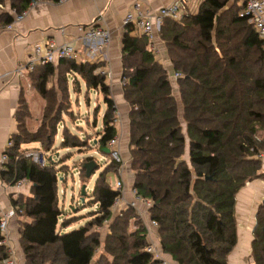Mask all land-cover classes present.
<instances>
[{"label":"trees","instance_id":"1","mask_svg":"<svg viewBox=\"0 0 264 264\" xmlns=\"http://www.w3.org/2000/svg\"><path fill=\"white\" fill-rule=\"evenodd\" d=\"M34 1L60 0H9L8 5L0 0V31L14 22L13 11L21 14ZM239 2L203 0L197 13L163 21L157 38L166 47L174 73L182 75L175 83L153 53L148 36L131 25L125 28L122 97L128 107L133 188L153 201L149 215L158 223L161 250L175 264H228L238 243L237 195L247 184L264 179V43L248 18L240 17ZM104 66L103 61L62 59L29 74L44 101L41 125L36 131L30 128L31 111L21 99L15 114L17 133L0 170L4 185L24 180L31 184L27 196L9 194L19 218L25 264H93L99 251L95 264H162L146 251L147 229L136 209L112 213L121 195L111 186L119 164L108 160L96 179L88 204L95 210L61 221L59 172L69 171L65 160L71 152L59 158L60 169L53 158L42 168L24 156L23 147L34 143L51 154L63 125L59 149L85 151L93 146L110 158L105 150L120 132L108 76L97 74ZM71 77L85 84L87 96L90 91L102 95L106 105L102 131L93 143L65 124V117L74 123L78 119L71 110ZM50 80L54 84L48 88ZM79 83H72L75 90ZM93 161L90 156L80 163L82 185L99 170L87 177L84 166ZM83 219L79 227L62 233ZM105 221L109 233L103 236L97 228ZM2 240L0 230V264H5L11 254ZM251 257L254 264H264L263 206Z\"/></svg>","mask_w":264,"mask_h":264},{"label":"crops","instance_id":"2","mask_svg":"<svg viewBox=\"0 0 264 264\" xmlns=\"http://www.w3.org/2000/svg\"><path fill=\"white\" fill-rule=\"evenodd\" d=\"M202 1L203 0H193V3H188L187 6L182 10L183 15L187 12H190V8L193 5H196L198 10ZM172 2L173 0H69L65 3L45 1L40 2L35 6H30L29 9L26 10L27 15L25 19L18 22L13 29L7 28L5 30H1L0 158L6 151L7 144L12 135L17 133L18 126L15 119V114L18 110L21 99L25 100L29 105L31 119L33 116L35 117L33 107L35 108L37 105V107L40 108L38 115L42 113V109L44 107L42 96L31 84V77L29 75L31 73L25 74L22 77L14 75L15 70H17L21 63H24L29 58L36 45L42 42L52 41L56 45L61 46L67 43L75 42L78 48L83 50V47L85 46V41L83 40L84 35L94 23L97 25L96 23L99 22L98 26L109 30L111 33V44L106 50L107 57L101 60L105 63L103 69L108 70V72H110L114 77V81L110 83V87L113 91V96L116 100L117 107L124 110V112L118 110L119 114L122 116L126 114L128 116V107L124 103L122 97L123 85L121 59L122 43L125 33V27L123 24L124 18L129 12L133 10V7L136 3H140L143 10L157 12L160 9L170 5ZM234 2H236V0H232V3ZM6 4H9V0H6ZM239 4L241 3L239 2ZM193 7V10L196 9ZM136 32L140 34V32L137 30ZM154 43L156 48L160 50V56L158 58L161 60V62H165L170 65L168 60H162L163 56H165L167 59L165 45L157 37ZM75 81H77V83L80 82L77 86V90H75L76 85L72 84ZM79 82L74 77L70 78L72 103L74 105L75 101L77 106H81L82 95L84 94L86 103L89 105L88 100H91V91L88 93L89 96H87V88L85 84L82 81ZM53 84L54 80H50L48 88H51ZM95 93L97 97H99L100 94L97 92ZM35 95L39 98V102L37 101ZM127 116L123 117L124 120L127 118ZM127 128H129V126ZM124 136H126V134L123 135L121 132V150L123 153L125 148L122 147V144L126 139ZM127 139V146H129V135ZM36 144L38 146L29 147V145H25L23 150L28 151L41 147L38 143H34V145ZM124 154L126 155V153ZM262 162L264 166V161ZM78 168L80 169V166ZM120 179H123V176L120 173L118 176L111 175V181L115 180L116 182ZM14 192L15 194H23L27 196L30 193V186L27 185L20 190L12 189L10 186L4 185L0 178V205L5 212H8L11 208H13L9 194ZM124 197L129 203L133 199L131 191L128 189L125 191ZM263 201L264 179H257L247 184L245 188L238 193L236 203L238 243L232 254L229 256L228 264H254V261L251 257L252 243L254 241L255 229L257 227L258 212L263 205ZM137 212H141V214L145 217V222H149L151 220L149 210H147V208L142 204L138 205ZM116 215L118 214H115V216ZM18 221V217L15 218V221L11 220L9 229L11 246L15 250V255L20 264V258L22 257L18 251ZM153 241L159 244L161 250L158 229L153 230ZM167 260L172 262L168 257Z\"/></svg>","mask_w":264,"mask_h":264},{"label":"built area","instance_id":"3","mask_svg":"<svg viewBox=\"0 0 264 264\" xmlns=\"http://www.w3.org/2000/svg\"><path fill=\"white\" fill-rule=\"evenodd\" d=\"M69 0H60L59 3H65ZM241 5H243V9L240 12V17L248 18L249 23L254 27L260 39L264 43V0H239ZM41 1H34L31 6H35ZM191 0H173V2L160 9L157 12H152L150 10H143L142 5L140 3H136L133 7V10L127 14L124 18L123 24L124 27L133 26L135 30L140 32L141 35L148 36L150 41L152 42L151 48L153 53L159 57L160 52L156 48L154 42L161 31V27L163 21L165 19H172L176 21H180L183 12L182 10L190 3ZM14 14V22L8 26V29H13L15 25L24 20L27 11ZM98 21V20H97ZM100 21V20H99ZM93 24L91 28L84 35L83 40L85 41V46L83 50H80L75 42L67 43L61 46L56 45L54 42H42L36 45L29 56V58L21 63L17 70H15L14 75L18 77H22L25 74L32 73L39 66H46L49 64H57L62 59L75 60L79 63H97L101 62L103 58H106V50L111 44V33L109 30L104 29L98 26L99 22ZM97 74L108 76V79L112 81L113 76L111 73L105 72V69H99ZM175 80L182 77L181 74H175ZM125 84V80H122V85ZM122 119L119 111H117V118L115 119V123L117 126H122ZM13 143L9 140L7 147H11ZM108 149H110V158L106 160L115 161L120 165L119 173L123 176V179H120L112 184L111 186L114 190L119 191L121 195L116 199L113 207L111 208L113 215L120 214L127 207H132L137 210L139 202H142L143 206L149 210L153 206V201L142 198L138 195L137 191L133 188L131 191V195L133 197L132 201L129 203L125 200V191L127 190V186L125 185V177L127 170L126 160L122 154L121 150V137L118 135L115 139H113L109 145ZM98 152H96L97 154ZM24 156L26 158H31L35 163L39 164L42 168L49 165L48 159L44 157L41 152L38 151H25ZM103 156V155H102ZM262 161H264V153L260 155ZM8 157L3 154L0 158V170L4 168ZM133 175V172H132ZM134 178V175H133ZM30 186L31 184L24 180L18 182L15 186L11 187L12 189L20 190L26 186ZM17 217V211L15 208H11L8 212H5L0 205V230L3 236V240L1 245L6 246L8 251L11 254V257L5 261V264H19V260L15 255V250L11 246L10 241V221ZM140 218L142 220L145 217L140 212ZM109 225V221L104 222V226L98 227L97 230L102 232ZM144 225L147 229V238L149 245L146 248V251L153 255V257L162 262V264H174L173 262L168 261L165 258L162 250H160V246L158 243L153 241V230L158 229V223L153 221L152 219L148 222L144 220Z\"/></svg>","mask_w":264,"mask_h":264},{"label":"rangeland","instance_id":"4","mask_svg":"<svg viewBox=\"0 0 264 264\" xmlns=\"http://www.w3.org/2000/svg\"><path fill=\"white\" fill-rule=\"evenodd\" d=\"M193 3V0L190 2ZM189 3V4H190ZM195 6V7H193ZM193 8L196 9H192V7L190 8V12L193 13H197V7L196 5H193ZM197 10V11H196ZM155 44V43H154ZM162 60L167 61V59L165 58V56L162 57ZM165 68L168 71L169 77L170 79L175 83V74L172 67L170 65H168L167 63L163 62ZM105 72H108V70H105ZM110 73V72H108ZM112 81H114V77L112 79ZM109 80V84L112 82ZM120 88V87H119ZM175 88V93H176V97L179 98L178 93H177V87L174 85ZM37 101L39 102V98L35 95ZM34 97V98H35ZM90 98L88 100L89 105L86 103V98L85 95H82V101H81V106H77L76 102L74 101V105L72 103V107L71 110H73V113L75 114V118H78L74 123V120H66L67 117H65V124L66 122L68 123V126H70L71 130L73 133L77 134L78 136H80V138H88L91 139V143H93V141L98 138V133L102 131V125H103V114L105 112L106 106L103 100L102 95H99V97H97L96 93L94 91H91L90 93ZM91 102V103H90ZM119 111L124 112V110L122 108H118ZM33 111L35 113V117L33 116L32 119L29 121L30 124V128L34 131H36L40 125H41V114H39L40 108L37 107V105L35 106V108L33 107ZM78 112V113H77ZM124 116H127L126 114H124ZM124 116L121 115V119H122V126H118V129L120 131V136H121V132L123 135L126 134V136H124L126 139L124 140L122 147H124V153H126V155L123 153L122 154L126 160V166H127V170L128 173H126V177H125V185L127 186V189L129 191H132L133 189V183H134V178L132 175V171L130 169V156L128 155L129 151H130V147L127 146V142H128V135H129V128H127L129 126V120H128V116L127 118H125L124 120ZM125 121V122H124ZM94 122H97V125L94 124ZM126 123V124H125ZM62 129H63V125L60 126L59 129V136H57V143H56V147L54 150H52L51 154H46L41 148L38 147V149H34V150H28V151H38L43 153V155L46 158H53V161L56 163L55 165L57 166V168L61 167V164L59 162V158L62 157L63 155L67 154L68 152H71V155H69L67 157V159L65 160L66 165L69 167V171L64 174L62 172H59V200H60V207L63 210L64 214L61 217V221L64 218H70L71 216H78V217H85L86 214H88L90 211L95 210L96 207H92V206H88L89 201L91 199V195L92 192L94 190V185L96 182V179L98 178V176L100 175V173L103 171L105 164L107 162L106 158L104 156H102V154L93 146L89 147L87 150L85 151H79V150H61L59 149L58 145L60 143V141H62ZM31 146H38L37 144H30L29 147ZM39 146H41L39 144ZM96 152H98L96 154ZM57 154V155H56ZM95 157V162H97V164L99 165V170L97 171V173L95 174V176L93 175L90 180L86 183L87 189H86V197H85V203L83 204L82 201L80 200L81 197V189L83 187V185L80 182V169L78 168L80 166V163L82 161L83 158L85 157ZM48 162H50L48 160ZM112 184H115V180L112 181ZM140 204H143L142 202H139ZM86 206V208H84ZM76 209V210H75ZM75 210V211H74ZM137 211V210H136ZM138 216H140V213H138ZM13 221H15V219H13ZM86 221V219H83L82 221H80L78 224H74V226H72L70 229H74L79 227L81 224H83ZM144 222V220H142ZM67 229V230H61L62 233H67L70 232L71 230ZM101 233H103L102 235L105 236L106 234L109 233V231L106 229H104ZM18 251L21 254L20 260L21 263L20 264H25V257H23V252L20 249V246L18 245ZM100 254V251L97 253V256L94 258L93 264H95L98 256ZM165 258L167 259V257L165 256Z\"/></svg>","mask_w":264,"mask_h":264},{"label":"water","instance_id":"5","mask_svg":"<svg viewBox=\"0 0 264 264\" xmlns=\"http://www.w3.org/2000/svg\"><path fill=\"white\" fill-rule=\"evenodd\" d=\"M105 153L109 154L110 153V149L105 150ZM84 167L86 169V175L89 178V177L92 176L93 172L99 167V165L97 164V162L93 161V162H90V163L86 164ZM86 189H87V186L83 185V187L81 189V194H80L81 195L80 200L82 201L83 204L85 203V197L87 195L86 194ZM262 206H263V209H264V201H263V205Z\"/></svg>","mask_w":264,"mask_h":264},{"label":"bare ground","instance_id":"6","mask_svg":"<svg viewBox=\"0 0 264 264\" xmlns=\"http://www.w3.org/2000/svg\"><path fill=\"white\" fill-rule=\"evenodd\" d=\"M160 51V50H159Z\"/></svg>","mask_w":264,"mask_h":264}]
</instances>
